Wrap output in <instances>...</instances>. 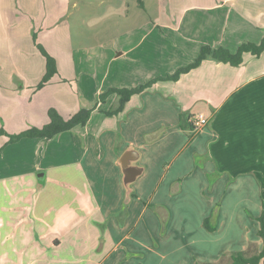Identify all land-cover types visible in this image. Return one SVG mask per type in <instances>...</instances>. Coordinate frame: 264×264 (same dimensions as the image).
Listing matches in <instances>:
<instances>
[{
  "label": "crops",
  "instance_id": "1",
  "mask_svg": "<svg viewBox=\"0 0 264 264\" xmlns=\"http://www.w3.org/2000/svg\"><path fill=\"white\" fill-rule=\"evenodd\" d=\"M94 1L0 0V50L10 53L0 58V86L21 88L20 100H8L18 130L28 118L32 125L46 123L50 106L69 117L109 87L172 74L204 44L235 51L264 34V0H104L123 5L113 12L115 21L79 34L81 44L65 50V67L50 51L58 73L33 93L45 60L30 51L32 15L69 22L67 4L82 18L80 6ZM117 101L110 94L85 125L45 141L36 162L39 138L24 137L0 151V180L7 182L0 184V245L12 246L22 264H62L65 253L73 264H224L225 252L259 250L264 51L245 53L238 66L207 58L175 81L132 95L122 111L107 116ZM182 113L189 121L203 113L208 122L194 131L182 126ZM49 192H67L61 208L45 204ZM210 216L212 230L203 225ZM68 241L72 248L65 251ZM9 250L0 249V258H9Z\"/></svg>",
  "mask_w": 264,
  "mask_h": 264
},
{
  "label": "trees",
  "instance_id": "2",
  "mask_svg": "<svg viewBox=\"0 0 264 264\" xmlns=\"http://www.w3.org/2000/svg\"><path fill=\"white\" fill-rule=\"evenodd\" d=\"M33 42L39 52L45 58V72L36 86L37 88H41L45 84L49 83L51 78L58 73L57 62L55 57L51 53H49L42 44L37 42L36 34L34 33ZM263 51L264 34L259 42H242L238 45L235 51H230L228 48H225L223 46L212 47L208 44H204L201 46L199 54L192 62L185 66L177 68L172 74L155 76L133 87H109L104 92L97 95V99L93 106L89 108H80L67 118L63 117L55 107H50L47 111L48 121L41 127L31 126L14 134H9L4 130L3 127H0V136L5 135L7 137L4 143L5 145L17 142L24 137L39 138L43 141H47L58 133L68 131L77 125H85L89 120L92 111L97 108L98 103L104 102L110 94L115 93L118 97V101L114 107H111L110 109L104 111L107 116H111L122 111L125 103L130 99L132 95L142 92L157 81H175L182 74L187 73L191 69L199 66L202 61L207 58H212L217 61L229 63L233 66H238L243 62V55L245 53L259 56ZM188 116H185L184 113L181 114V124L182 126L191 127L193 129V124L191 121H189ZM2 149L3 148L0 147V150ZM213 215L214 213L212 214V217ZM212 217H207L203 221V225L209 230L213 229V226L210 225ZM257 221V234L262 242L261 248L259 250H256L252 245H249V247L244 250L225 252L223 253V257L221 258L219 263H222V260L224 259V264H264V199L261 203V211L257 217ZM216 263L218 262H200L198 260H195L193 262V264Z\"/></svg>",
  "mask_w": 264,
  "mask_h": 264
},
{
  "label": "rangeland",
  "instance_id": "3",
  "mask_svg": "<svg viewBox=\"0 0 264 264\" xmlns=\"http://www.w3.org/2000/svg\"><path fill=\"white\" fill-rule=\"evenodd\" d=\"M114 1L115 0H113V2ZM117 1H119V0H116V2ZM96 2L97 1L95 0L94 3L90 4V6H88V4H84V6H80V9L82 10V18H80L79 13L77 12V8L78 7L77 8L74 7L72 9V3L68 2L69 3V5L67 4L68 8L69 9L71 8V10H73V14L69 18V22L66 21V20H63L61 17L60 18H56L54 20V19L51 18L50 15L47 18H44V19H47L45 21H36L35 16L32 15V23L33 24H32V35H31V46H30L31 53H34L38 59L45 60L43 55L39 52V50L37 49V47L35 46V44L33 42V33H34V34H36L37 42L42 44L49 53H50V51L51 52L52 51L58 52V55H59V58H60V63H61L62 66L65 67V65H64L65 50L69 49L70 46L77 47L76 45H80L81 44L80 43L79 34L83 33L87 37V31L86 30L89 29L90 27L93 30H100L98 28L101 27V29H102V27L105 24L114 22L115 21L114 20L115 16H113V12L118 13V10H121L120 7L123 6V5L115 4L116 2L114 4H108L107 2L105 3L104 0L100 1L101 3L103 2L100 5H97ZM128 2L131 3V4H135V2L132 1V0H128ZM91 6L94 8V11L92 13H94L95 15H93V16H92L91 12H87L88 11V7L91 8ZM19 8H20V6H19ZM35 9H37V8H35ZM19 14H20V10H18L16 16L19 15ZM27 16H28V14H27ZM108 16H111V17L106 19ZM105 19H106V21H105ZM14 23L15 24L17 23L16 19L14 20ZM4 40H5V38L0 39V44H2L4 42ZM95 41H97V38H96ZM27 42L28 41L26 40V47H27ZM66 55H67V53H66ZM9 56H10V53L8 51H6L4 49L0 50V58L2 60H8ZM33 60H35V59L33 58L32 61ZM11 64H12V60L6 62V65H11ZM83 74L86 75V70H85V73H83ZM97 82L99 84H101V86L104 85V69H101V70L97 71ZM37 84L32 87L33 93H36L40 89V88L36 87ZM69 87H70V85L69 86L66 85V88H69ZM20 90H21V88L15 87V86H14V90L10 86H0V110H1L0 127H3L4 130L7 133H9V134H14V133L20 132V131H22L24 129H27V128L31 127V126H36V125H32L31 118H28L29 124L23 123L22 124L23 128L18 130V126L16 125L17 122L15 123V122H13V120H11L12 114H13V110H12L13 108L8 103V100L14 99L15 97H17L18 100H20L21 99L20 96H19ZM104 91L105 90H102L100 93H102ZM100 93H98V94H100ZM8 95H10V96L7 97ZM97 95L95 96L94 103H95V101L97 99L96 98ZM50 107H53V106H50ZM9 109L12 110V111L10 112L11 114L9 113L11 116L7 117L8 118V120H7L6 116H8L9 114L8 113L6 114V112ZM47 111H48V109H47ZM74 112H76V111H74ZM63 117L67 118V116H63ZM4 118H5V121H6V126L5 127L3 125V119ZM47 118H48V114H47ZM44 124H40V125H37V126L41 127ZM1 136L2 137L0 139V147L4 148L6 146L4 143H5L6 139H7V137L5 135H1ZM43 142L44 143L42 144V146H40L41 150H37L36 148H35L36 150L33 149V150H35V151H33V161H35V162H36V159H37V156H38L37 152H39V151L42 152V149L44 148L45 141H43ZM20 147L23 149V145H20ZM21 154H22V152H21ZM5 182L6 181H3V177H2L1 180H0V184H3ZM6 184H7V182H6ZM46 195L47 196H43V201L45 202V204L48 203V206H51L52 210L55 207H57L58 209L61 208L62 207L61 204L63 203L62 201H65L67 199V197H68L67 196L68 195L67 192H64L62 194L61 193L57 194V192H49ZM0 204H3V201ZM150 208H152V205L150 206ZM164 225H165V219H164V217L161 216V228ZM161 231H162V229H161ZM66 245H67V247H65V251L67 250L68 246L70 248H72L71 241H68ZM20 247L21 246L17 245V244L14 247V249L16 250L17 253H19ZM7 248H10V250L8 252L9 258H0V264H22L23 263L22 259H24V257L23 256H19L16 253L15 254L11 253V252H13L12 246H10V245H0V249H7ZM0 255H2V252H0ZM14 256H16V257H14ZM68 257H69V254L65 253L64 254V261H63L62 264H73L72 261H70V260L67 261ZM38 263L39 262H35L34 264H38ZM40 263H42V264H56L55 262H51L50 260L48 262H40ZM58 264H60V262Z\"/></svg>",
  "mask_w": 264,
  "mask_h": 264
},
{
  "label": "built area",
  "instance_id": "4",
  "mask_svg": "<svg viewBox=\"0 0 264 264\" xmlns=\"http://www.w3.org/2000/svg\"><path fill=\"white\" fill-rule=\"evenodd\" d=\"M190 121L193 124V130H198L208 122V118L203 113H198L193 116Z\"/></svg>",
  "mask_w": 264,
  "mask_h": 264
}]
</instances>
